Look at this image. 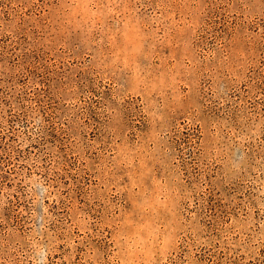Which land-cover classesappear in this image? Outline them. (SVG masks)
I'll use <instances>...</instances> for the list:
<instances>
[{
    "label": "rangeland",
    "instance_id": "374dc122",
    "mask_svg": "<svg viewBox=\"0 0 264 264\" xmlns=\"http://www.w3.org/2000/svg\"><path fill=\"white\" fill-rule=\"evenodd\" d=\"M0 264H264V0H0Z\"/></svg>",
    "mask_w": 264,
    "mask_h": 264
}]
</instances>
